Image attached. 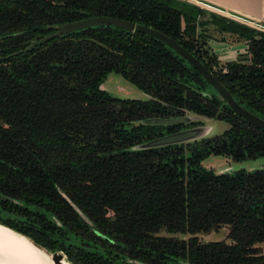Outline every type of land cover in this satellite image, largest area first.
<instances>
[{
    "label": "trees",
    "instance_id": "16d2710c",
    "mask_svg": "<svg viewBox=\"0 0 264 264\" xmlns=\"http://www.w3.org/2000/svg\"><path fill=\"white\" fill-rule=\"evenodd\" d=\"M95 16L172 37L264 118V31L186 0H0V194L16 200L0 198V223L74 264H264L257 246L264 243V169L217 173L203 165L211 155L264 157V130L236 114L186 59L151 36L111 25L12 55L54 26ZM210 24L244 39L249 61L219 66L205 48L209 38L198 40V29L206 33ZM111 72L149 98L102 89ZM171 107L231 127L221 136L133 150L184 127L142 122L181 115ZM222 227L231 242L199 236Z\"/></svg>",
    "mask_w": 264,
    "mask_h": 264
},
{
    "label": "water",
    "instance_id": "95a60500",
    "mask_svg": "<svg viewBox=\"0 0 264 264\" xmlns=\"http://www.w3.org/2000/svg\"><path fill=\"white\" fill-rule=\"evenodd\" d=\"M206 15L208 16V14ZM203 17L205 18V16ZM103 25H111L114 27L126 29L129 32H141V33H144L148 36H151L163 42L165 45H167L168 47L176 51L181 57L186 59L195 69H197L202 74L203 78L215 89L218 97L221 100H223L236 114H238L244 120L256 126L257 128L264 130V118L260 117L259 115L253 113L252 111H250L249 109L241 105L235 99L231 91L218 79V77L211 70H209L206 67V65L199 58H197L193 53H191L188 49L183 47L180 43H178L172 37L164 34L163 32L153 27H150L144 24H136L134 22H130L127 20H122V19H118V18H114L110 16H95V17H88V18L73 21V22H65L63 24L54 26L56 30L55 32L50 33L41 39L34 40L29 46H27L24 49L19 50L18 52L12 55L28 53L34 50L36 47L42 46L56 38L66 36L74 32H80L88 28H93V27L103 26ZM249 57H250L249 55H242L238 57V60L240 61L247 60L249 59ZM104 83L102 84L101 88L108 91ZM115 97H118V96H115ZM118 98L135 99V98H123V97H118ZM171 108H173L176 112L181 113V115L176 116V117H169V118L153 117V118H148L146 120H143L142 122L145 124L164 125V126L183 125V124L188 125L194 122H205V120L208 118L202 115L194 114L186 109L177 108V107H171ZM210 131H211V126H208L205 123V124H201V125L194 126L191 128L182 129V130H179L171 134H166L164 136L155 138L153 140L138 144L132 147V149L133 150H143V149H150V148H160V147H165V146L174 145V144L191 143L194 141L201 140L203 138H208V134L210 133ZM224 172L225 171L220 172V173H224ZM65 197L72 203V201L66 195ZM0 198L13 200L16 202V200L9 198L7 196H4L2 194H0ZM72 205L81 214V216H83L89 223H91L89 218L86 217L84 213L74 203H72ZM0 225L5 226L11 229L13 232L20 234L21 236L26 238L36 248L41 250L54 264H66L64 261L68 262L69 264H74L68 259V257L63 251H51L47 249L46 247H44L43 245L34 241L31 237L3 223H0ZM180 262L181 264H191L190 262L184 261V260H180ZM134 263L135 264H147V263L140 262V261H134Z\"/></svg>",
    "mask_w": 264,
    "mask_h": 264
},
{
    "label": "rangeland",
    "instance_id": "374dc122",
    "mask_svg": "<svg viewBox=\"0 0 264 264\" xmlns=\"http://www.w3.org/2000/svg\"><path fill=\"white\" fill-rule=\"evenodd\" d=\"M206 17H209V14ZM207 27L206 33H204L201 28L198 29V34H200L198 40L200 44H202L205 40L204 38H209V45H207L208 47L206 46L205 48L209 49V53H215L219 57V66L225 67L224 69H226L227 66L225 65L228 61L238 60L239 56L246 54V41L240 38L237 34L221 32L213 24H210ZM212 53L210 54L213 55ZM104 84L109 92L118 97L143 100L149 98V96L144 91L139 89L134 83L124 78L117 72H111ZM205 123L206 125L211 126V131L208 134V138L221 136L225 134L231 127L230 123L224 119L207 118ZM203 163L205 166L212 168L215 171H219L223 168H228V172L231 173L240 169L255 171L264 168V157L249 159L246 161H233L232 159L224 156L211 155L206 158ZM228 232V227H222L219 231H213L209 234H199V236L204 241L225 240L231 242V240L228 238ZM179 236L186 239L189 237V235L185 234ZM257 246L261 248L262 253L264 254V243H260Z\"/></svg>",
    "mask_w": 264,
    "mask_h": 264
},
{
    "label": "crops",
    "instance_id": "0c3cea01",
    "mask_svg": "<svg viewBox=\"0 0 264 264\" xmlns=\"http://www.w3.org/2000/svg\"><path fill=\"white\" fill-rule=\"evenodd\" d=\"M208 12H214L264 31V0H186ZM209 45V42H208Z\"/></svg>",
    "mask_w": 264,
    "mask_h": 264
},
{
    "label": "bare ground",
    "instance_id": "6f19581e",
    "mask_svg": "<svg viewBox=\"0 0 264 264\" xmlns=\"http://www.w3.org/2000/svg\"><path fill=\"white\" fill-rule=\"evenodd\" d=\"M0 264L54 263L26 238L0 225Z\"/></svg>",
    "mask_w": 264,
    "mask_h": 264
},
{
    "label": "flooded vegetation",
    "instance_id": "af4514ba",
    "mask_svg": "<svg viewBox=\"0 0 264 264\" xmlns=\"http://www.w3.org/2000/svg\"><path fill=\"white\" fill-rule=\"evenodd\" d=\"M201 124H205V122H198V123H195V124H189V125H184V127H182V128H180V129H178V130H182V129H186V128H191V127H194V126H198V125H201ZM178 130H176V131H174V132H177ZM174 132H171V133H174ZM171 133H168V134H171ZM217 156H223V155H217ZM224 157H227V158H229V159H232L231 157H229V156H224ZM233 160V159H232ZM233 161H235V160H233ZM204 162V161H203ZM203 165H204V163H203ZM205 166V165H204ZM207 167V166H206ZM208 169H212V168H209V167H207ZM228 168H223V169H221V170H219V171H216L217 173H220V172H223V171H225L224 173H228V170H227ZM264 169V168H263ZM214 170V169H213ZM215 171V170H214ZM248 171V170H247ZM229 173H231V172H229Z\"/></svg>",
    "mask_w": 264,
    "mask_h": 264
}]
</instances>
